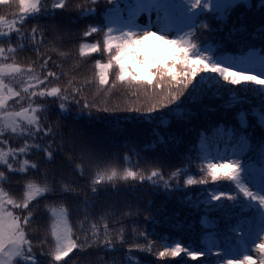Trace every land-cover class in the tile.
<instances>
[{
	"label": "snow or ice",
	"instance_id": "6c2138e0",
	"mask_svg": "<svg viewBox=\"0 0 264 264\" xmlns=\"http://www.w3.org/2000/svg\"><path fill=\"white\" fill-rule=\"evenodd\" d=\"M106 2L113 5L111 9L105 11L107 22L90 25L83 33L84 37L103 33L106 62L97 59L94 62L95 72L92 77L84 76L81 80L78 75H73L62 85V79L68 73L62 70V65L53 60L48 52H54L65 59L72 55L71 52L62 51L55 44L45 45L44 31L38 26H33L30 32H25L22 25L29 18H35L42 12L65 10L68 7V0H55L51 10L47 9L46 0H0L2 5L10 7L11 4L18 3L19 6L18 19L7 20L0 16V166L6 169L0 170V264H41L37 253L33 251L34 247H40V255L50 256L55 264H60L76 249L83 251L87 248L103 247L105 251H112L115 248L107 223L103 225V233L95 223H92L81 238L76 235L70 223L68 209L62 206L50 209L52 244L48 251H43V246L49 243L47 237L38 244H34L30 238L27 229L32 222L33 210L29 206L33 201L54 193L55 181L46 179L37 182L29 179L24 186L23 198L17 200L4 187L3 182L9 180L6 172L24 174L30 169H38L39 165L27 158L33 149L43 151L49 162L54 160L55 153L64 151L62 146L54 144L58 136L63 139L62 134L54 132L47 122V117L40 115L49 110L48 106L35 104V98L39 97L41 100L50 98L52 103H58V110L64 116L70 115L69 106L72 104L77 105L81 111L87 110L89 116L92 115L93 109L105 113L123 110L135 112L150 121L154 119V113L161 112V124L168 127L171 118L185 121L194 115L186 108L185 101L181 100L186 92L187 103L190 104L201 103L205 88L209 86L217 90L232 86L236 95L231 96L230 103L242 102L240 92L253 90L249 85L255 86L254 90L264 97V47L260 48L259 54L253 49L249 55L237 57L225 54L223 45L218 42L199 39L203 32L214 31L210 28L209 14L211 19L223 24L236 8L254 7L253 0H106ZM98 3L99 0H85L83 4L76 5L80 18H95L96 8L85 5ZM259 6L264 8V0H259ZM113 16L118 23L113 20ZM141 16L146 17L144 24L138 22ZM245 30L242 26L240 29H233L230 35ZM13 34L15 44L12 40ZM258 35L264 39V29ZM163 45L168 47L164 48ZM26 47L35 52L37 59L24 67L16 61L15 54ZM41 48H45V51L42 52ZM100 52L99 41L84 42L78 47L81 58ZM168 52L172 53L170 58H161V54ZM9 60L11 63H8ZM50 63L61 71L53 70L49 67ZM53 81L56 83L53 84ZM90 84L96 86V95L99 97L103 93L105 99L89 101L84 92ZM118 84L135 97L137 103L143 98V104L123 109H120L119 105L110 108L107 98H111L112 90L116 89ZM212 98L219 99L220 96L214 92ZM9 101H15L20 105L19 110H13ZM172 105L176 107L172 108ZM164 109L169 111L164 112ZM249 115L255 118L257 126L264 130V106L259 112L238 113L237 123L241 130L239 134L236 127L224 129V135L230 142L236 144L239 152L233 151L228 155L226 150L221 156L219 151L213 152L207 147L208 137L201 135L200 147L193 148L199 178L187 168H179L165 178L159 169H153L149 174H145L142 170H133L131 167L123 171L109 167L95 174L91 190L95 193L97 191L95 186L104 183L115 186L118 181L131 180L141 184L147 181L152 187L161 188L169 195L174 191L185 190L187 199V188L206 186L211 182L216 187L204 188L203 191L210 204L213 201L219 202L212 207L220 210L229 207L239 209V213L234 215L241 217V220L235 227L225 225L236 244L217 250L214 253L216 260L207 262L202 260L201 264H264V162L260 164L259 180L256 181L247 161L241 156L246 149L251 150L249 149L251 137L247 133V129L251 127ZM163 116L170 119L165 121ZM9 133L22 138V146L7 147L6 150L4 146L9 142ZM45 137H50L51 140L41 143ZM159 142L166 144L169 138L160 135ZM79 146L81 154L91 158L90 145L81 140ZM256 147L261 153V160L264 161V141ZM125 160L128 161V158ZM76 168L84 175L82 165L77 164ZM182 177H185L183 189ZM222 181L228 182L234 191L220 190ZM63 192H69L68 185L63 186ZM225 201L232 202L231 206L225 204ZM13 210H20L26 215H17ZM145 219L155 223L154 217ZM248 220H252L256 227L245 232L242 225ZM81 228L83 229V224ZM238 232L241 233L239 236L236 235ZM141 236L144 237V243L135 244V249L153 254L154 242L148 239L149 233L144 231ZM119 242H124L123 229L119 232ZM252 253L256 254L255 258ZM211 254V249L205 251L203 247L190 248L180 241L165 242L163 250L155 253L159 260L183 256L181 264L187 259L201 260L202 257L206 258Z\"/></svg>",
	"mask_w": 264,
	"mask_h": 264
},
{
	"label": "trees",
	"instance_id": "16d2710c",
	"mask_svg": "<svg viewBox=\"0 0 264 264\" xmlns=\"http://www.w3.org/2000/svg\"><path fill=\"white\" fill-rule=\"evenodd\" d=\"M85 0H68V7L65 10H55L54 12H42L35 18H29L22 28L25 32H30L33 26H38L44 31L45 45H57L62 51H70L71 56L67 59L49 51L48 55L53 57L57 63L62 65V70L68 73L61 84L73 75H78L82 80L84 76L92 77L95 68L94 62L97 59L107 60V55L103 51V33H95L92 36L84 37V31L93 24L107 22L105 11L113 7L106 0H99L96 5H85L96 8L95 18H80L76 5L83 4ZM254 7H238L232 12L226 23L221 24L215 19H211L209 14L210 28L214 31L203 32L199 39L218 42L223 45V52L227 55L243 57L249 55L254 49L257 54L260 48L264 47V39L259 37V33L264 29V8L259 6V0H253ZM55 0H46L47 9L51 10ZM123 8L124 5H121ZM0 16L7 20L19 18L18 3L11 6L0 4ZM116 21V17L113 16ZM118 23V21H116ZM115 26V25H114ZM243 26L245 31H237L235 35H230L233 29H240ZM107 29L105 28V31ZM13 44L15 34L12 37ZM101 43V52L86 58L79 57L78 47L84 42ZM7 46V45H5ZM167 48V45H163ZM45 51V48H41ZM172 53H163L161 58H170ZM16 61L27 67L32 61L37 59L35 52L30 47L18 50L15 54ZM11 63V60L8 61ZM49 67L60 72V68H55L50 63ZM37 70H39L37 68ZM199 79V78H197ZM53 84L56 82L53 81ZM243 89V85L240 86ZM253 90L241 91L242 102L236 103L230 98L236 95L232 86L222 87L217 90L209 86L205 88L204 98L201 103H187V92L181 97L185 101L186 108L190 109L194 115L185 121H177L171 118L168 127L161 124L162 113L153 114L154 119L148 120L135 112L117 110L115 112H96L88 115L87 110L75 105H70V115L64 116L58 110V103H52L50 98L41 100L35 98V104H45L49 110L41 113L42 117H47L54 132L61 133L55 139L56 146H62L64 151L55 153L54 160L49 162L43 151L31 150L27 157L30 162L39 165L38 169H30L28 173H7L9 180L3 182L5 189L17 200L23 198L24 186L29 179L37 182L55 181L54 193L39 198L30 204L33 210L32 222L27 229L34 244H38L47 237L49 243L43 246V251L47 252L51 247L50 225L52 215L50 209L66 207L69 211V220L77 236L83 238L85 231L95 223L103 233V225L107 223L111 232L115 248L112 251H105L103 247L87 248L83 251L74 250L68 257L64 258L60 264H181L183 256L176 259H157L155 253L163 250L165 242L180 241L190 248L203 247L205 251L211 249L209 257H202L201 260L192 261L187 259L184 264H201V261H214V253L229 245H235L236 241L231 238V233L225 226L229 224L235 227L241 217L235 216L239 209L229 207L225 210L213 208V204L219 202L208 201L204 188L216 187L211 182L208 185H197L187 188V199L185 190L174 191L170 195L161 188L152 187L147 181L143 184L138 181L116 182L113 184L104 183L96 185L97 191L92 192V180L98 171L105 168L116 167L123 171L127 167L133 170H142L149 174L153 169H159L167 178L171 172L179 168H187L188 171L199 178L200 173L196 167L195 152L193 148L200 147L201 135L208 137L207 147L213 151H219L223 156L227 150L228 155L233 151L239 152L235 143L229 141L224 135L225 128L236 127L237 134L240 133L238 126V113L244 111L251 113L259 112L264 106V97L254 90L255 86L249 85ZM19 90V86H17ZM191 89H189L190 91ZM97 88L94 84L88 85L84 96L89 101H101L104 98L96 95ZM217 93L220 98H212V93ZM83 103V101L81 102ZM110 108L119 105L120 109L125 107H138L143 104V98L136 102L119 84L112 90L111 98H107ZM13 110H19L20 105L15 101H9ZM26 107L27 104L25 103ZM146 107V105H145ZM175 108L176 105H172ZM168 112V109H164ZM165 121L168 116H163ZM251 127L247 129L251 137L249 149L241 153L242 159L247 161L252 175L256 181L259 180L261 153L256 147L264 141V130L257 126L255 118L248 116ZM43 122V121H42ZM169 138L166 144L159 142V136ZM175 138L174 140L172 138ZM7 147L17 148L22 146L23 139L8 134ZM50 137H45L41 143L50 141ZM84 140L92 149L91 158L81 154L80 141ZM30 143L32 141H29ZM75 142V144L73 143ZM128 158V161L125 158ZM191 158V159H190ZM83 166L84 175L77 170L76 165ZM0 170H6L0 166ZM181 187L183 189V179ZM68 185L69 192H63V186ZM220 190L233 192V187L226 181L220 182ZM78 193V194H75ZM189 201L191 203H189ZM230 201L225 204L231 206ZM17 215H26L20 210H13ZM131 213V214H129ZM146 217L155 218V223ZM83 224V229L81 228ZM244 231L254 230L256 224L248 220L242 225ZM123 229V243L119 242V232ZM147 231L148 239L154 242L153 254L137 251L135 244H143L144 237L141 233ZM241 233H237L239 236ZM238 247V245H237ZM131 248V251L129 249ZM41 264H55L50 256L40 255L41 248L34 247ZM255 258L256 254L252 253Z\"/></svg>",
	"mask_w": 264,
	"mask_h": 264
},
{
	"label": "rangeland",
	"instance_id": "374dc122",
	"mask_svg": "<svg viewBox=\"0 0 264 264\" xmlns=\"http://www.w3.org/2000/svg\"><path fill=\"white\" fill-rule=\"evenodd\" d=\"M145 20H146V17L145 16H141V17H139V23H141V24H144L145 23Z\"/></svg>",
	"mask_w": 264,
	"mask_h": 264
}]
</instances>
